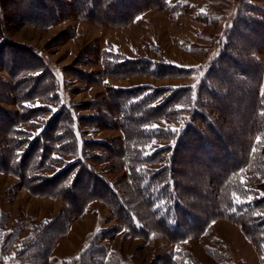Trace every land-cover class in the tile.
Wrapping results in <instances>:
<instances>
[{
  "label": "trees",
  "instance_id": "16d2710c",
  "mask_svg": "<svg viewBox=\"0 0 264 264\" xmlns=\"http://www.w3.org/2000/svg\"><path fill=\"white\" fill-rule=\"evenodd\" d=\"M17 2L25 16L24 23L44 25L61 19L60 9L84 19L107 18L106 22L110 24L122 23L128 11L136 5L134 0ZM239 6L236 18L221 42L218 56L196 90L191 87L174 89L152 86L110 88L107 99L87 105L89 109L100 108V112L74 117L68 108L62 106L36 136H30L20 128L49 110L46 107H26V103L41 97L55 101L56 79L43 60L35 55L27 52L18 53L21 55L7 53L6 59L2 60L6 61L5 70L12 81H0V99L1 102L14 103L18 110L7 112L0 108V172L15 175L32 192L63 197L68 204L61 215L43 226L44 231L34 232L22 242L17 252L20 264H32V258L44 257L49 253V244L55 239L51 233H63L65 230L68 220L65 214L80 213L93 197H103L113 211L121 215L130 231L154 238L166 236L174 241L187 240L208 232L212 221L228 218L241 226L261 258L264 257V196L248 201V197L254 193L253 188L257 190L256 193H264V179L255 181L257 175L264 176V142L253 139L257 134L264 135V90L262 92L260 89H264V67L255 57L257 53H264V9L247 6L243 2ZM28 12L32 16H28ZM2 50L0 48V52L4 53ZM114 57L118 58L113 60V55L108 54L104 60L103 73L108 77L166 78L191 72L190 69L141 58ZM35 72L39 74L35 75ZM81 75L91 78L87 73ZM89 83L98 84L99 79ZM169 118L180 120L181 128L175 133L169 130L170 127L156 131L157 137L169 145L159 148L152 156H159L158 161H161V169L150 178V181L157 182L155 186L149 184L141 187L138 178L134 184L128 182L116 189L87 166L88 159L97 163L106 160L95 154L87 157L85 148L96 152V148L91 149L95 145L110 157L128 156V163L131 164H128V168H137L145 163L142 154L145 146L142 142L145 135L143 127L152 124L161 126ZM79 123L88 129L98 126L119 128L122 140L113 139L118 143L116 147L83 141L79 136ZM205 147L208 150L204 155L202 149ZM167 151L170 153L163 155ZM188 151L206 156L201 161L195 160L198 168H201L196 169L200 174L199 182L196 177L188 176L191 173L187 167L191 159L187 156ZM57 154H71L75 159L52 176L39 174L54 168L50 162H58V159H53ZM204 160L210 161L207 163ZM214 161H218L215 166ZM241 168L254 174L252 178L248 175L246 183H242L240 174L245 171ZM236 174L239 176L235 177ZM121 182L123 178H120ZM249 182L251 190L247 191ZM237 198L247 202L237 204ZM47 232L51 238L46 236ZM4 246L0 248V253L6 250ZM98 251L95 245L88 248L82 255V264H87L88 259L89 263L94 264L92 259ZM262 261L264 263V258ZM103 263L111 264V260ZM0 264H5L3 258ZM182 264L199 263L191 260Z\"/></svg>",
  "mask_w": 264,
  "mask_h": 264
},
{
  "label": "rangeland",
  "instance_id": "374dc122",
  "mask_svg": "<svg viewBox=\"0 0 264 264\" xmlns=\"http://www.w3.org/2000/svg\"><path fill=\"white\" fill-rule=\"evenodd\" d=\"M134 1L136 5L126 14L125 22H116L118 25L106 22L107 18L84 19L72 11L68 14L66 9H60L61 19L53 24L44 25L24 23L25 16L17 0H0V48L5 51L0 52V81H12L5 70L6 61L2 60L6 59L7 53L25 52L43 60L56 79L55 101L50 102L41 97L26 103L34 105L32 108L46 107L49 112L37 115L29 125H22L20 129L30 136L40 134L47 121L62 106L68 108L74 117L96 114L100 112V108L89 109L87 105L107 99L110 88L152 86L174 89L191 87L196 90L202 77L208 74L213 60L218 56L221 42L236 18L240 2L264 9V0ZM27 15L32 16L31 12ZM108 54L113 55V60L118 58L114 56L127 59L141 58L190 69L191 72L184 76L166 78L108 77L103 73L104 60ZM255 57L264 67V53H257ZM85 62L87 64H84ZM85 73L91 80L82 77L81 74ZM34 74L37 75L39 72ZM50 76L52 78L51 74ZM98 79V84L89 83ZM105 81L108 83L105 84ZM193 85L195 87H192ZM260 89L263 92L264 89ZM1 100V109L17 112L18 108L14 103ZM52 108L57 111L53 113ZM162 123L158 129L181 128L180 120L177 119H165ZM79 127V136L83 141L98 142L102 145L106 143L116 147L118 143L113 142V139L122 140L123 137L119 128L98 126L95 129H88L81 123ZM146 128L150 129V126L143 127L145 135L142 142L145 146L151 145V154L145 155L151 157L143 155L145 163L138 165L137 168H128V164L131 165L128 163V156L110 157V154L95 145H92L91 149L96 148V152L85 148L87 157L95 154L109 161L97 163L85 157L83 159L87 160L86 164L90 170L116 189L128 182L134 184L138 178L141 180V187L149 184L155 186L157 182L150 181V178L161 169V161H158L159 156H152L159 148H164L169 143L160 140L156 131H146ZM263 136L257 134L253 139L258 142L264 138ZM153 140L156 141L155 144L152 143ZM202 150L205 155L208 147ZM169 153L170 151H167L163 155L167 156ZM203 154L195 155L193 151L187 153L191 158L190 163H187L191 171L188 176L196 177L198 182L200 174L196 169L201 168H198L195 160L205 159L206 156ZM54 156L59 158L57 163L50 162L54 168L39 174L52 176L75 159L71 154ZM204 161L209 163L210 160ZM138 168L141 171H136ZM241 169L245 171L239 173L241 179L246 180L248 175L250 178L254 176L247 169ZM120 178H123L121 183ZM255 178V181L259 182L264 176L257 175ZM250 186L251 183L248 184L247 191L251 190ZM252 190H254L250 195L252 199L260 198L261 194L256 193L255 188ZM67 205L63 197L37 194L24 187L15 175L0 172V248L4 243L7 244L4 246L6 250H1L0 259L3 258L5 264H20L17 252L21 249L22 242L32 233L44 231L43 226L61 215ZM262 213L264 215V212ZM65 217L68 220L64 232L51 233L55 239L49 244L50 252L44 257L32 258L30 260L32 264H82L83 253L93 245L99 248L92 259L95 261L94 264H104L107 259L111 260V264H182L191 260L199 264H264L254 243L245 236L241 226L228 218L212 221L209 231L200 236L194 235L187 240L174 241L166 236L154 238L130 231L122 221L121 215L115 213L103 197L90 198L80 213L72 212L70 215L65 214ZM89 261L90 259L87 264L92 263Z\"/></svg>",
  "mask_w": 264,
  "mask_h": 264
},
{
  "label": "snow or ice",
  "instance_id": "6c2138e0",
  "mask_svg": "<svg viewBox=\"0 0 264 264\" xmlns=\"http://www.w3.org/2000/svg\"><path fill=\"white\" fill-rule=\"evenodd\" d=\"M104 83L107 84L108 82L105 81ZM192 87H195V85H193ZM33 106H34V105H32V104H27V105H26V107H33ZM36 106H38V105H36ZM178 108H179V106H178ZM51 111H52L53 113H55V112L57 111V109L52 108ZM145 130H146V131H147V130L157 131V130H159V129H158V126H157V125L152 124V125L150 126V129L146 128ZM169 130H170L171 132H173V133L178 132V129H177L176 127H171ZM258 142H264V138H261L260 140H258ZM152 143L155 144L156 141L153 140ZM150 148H151V145H146L145 148H144L143 151H142V154H143V155H150V154H151V152H150ZM53 159H59V158H58V157H54ZM136 171L139 172V171H141V169L138 168V169H136ZM246 182H247V181H245V180L242 179V183H246ZM249 191H250V190H249ZM261 195L264 196V193H261ZM251 199H252V197L249 196V197H248V201L250 202ZM243 202H244V201H242V200L239 199V198L236 199V203H237V204H241V203H243ZM262 218H264V217H262ZM177 251H178V249H177ZM262 258H264V257H262Z\"/></svg>",
  "mask_w": 264,
  "mask_h": 264
}]
</instances>
